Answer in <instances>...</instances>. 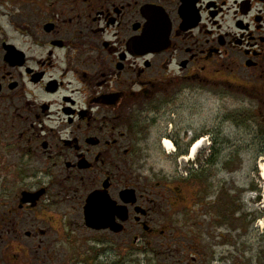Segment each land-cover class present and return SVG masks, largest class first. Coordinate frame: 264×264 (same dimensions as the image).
Returning a JSON list of instances; mask_svg holds the SVG:
<instances>
[{
  "label": "flooded vegetation",
  "instance_id": "obj_1",
  "mask_svg": "<svg viewBox=\"0 0 264 264\" xmlns=\"http://www.w3.org/2000/svg\"><path fill=\"white\" fill-rule=\"evenodd\" d=\"M218 84L264 102V0H0V264L169 254L220 147L184 145L185 103ZM205 136L204 169L158 168Z\"/></svg>",
  "mask_w": 264,
  "mask_h": 264
},
{
  "label": "rangeland",
  "instance_id": "obj_2",
  "mask_svg": "<svg viewBox=\"0 0 264 264\" xmlns=\"http://www.w3.org/2000/svg\"><path fill=\"white\" fill-rule=\"evenodd\" d=\"M225 85L210 88V94L196 92L193 85V94L185 103V131L180 136L184 145L193 137L189 130L203 129L217 130L220 145L214 166L205 169L209 196L202 191L208 199L195 205L196 225L185 229L179 213L167 239L174 243L170 253L149 254L152 259L148 263L142 254L137 264H176L180 259L187 264H264V180L260 171L264 163V102L240 93L236 85ZM161 133L156 130L153 138ZM202 139L204 147L193 161H185L190 152L181 161H173L175 153L166 149H154L152 156L159 160L158 168L167 171L187 173L197 160L204 169L211 147L206 143L209 136ZM193 257L197 263H192Z\"/></svg>",
  "mask_w": 264,
  "mask_h": 264
},
{
  "label": "bare ground",
  "instance_id": "obj_3",
  "mask_svg": "<svg viewBox=\"0 0 264 264\" xmlns=\"http://www.w3.org/2000/svg\"><path fill=\"white\" fill-rule=\"evenodd\" d=\"M204 143H205V139L199 140L191 149L190 155L187 159H185V161H193L197 154L203 149L204 147ZM165 149L169 152V153H175V147L171 144V142L166 141L165 142ZM260 171H261V177L264 180V163H262L260 165Z\"/></svg>",
  "mask_w": 264,
  "mask_h": 264
},
{
  "label": "water",
  "instance_id": "obj_4",
  "mask_svg": "<svg viewBox=\"0 0 264 264\" xmlns=\"http://www.w3.org/2000/svg\"><path fill=\"white\" fill-rule=\"evenodd\" d=\"M91 205V203L89 204V206ZM90 219V218H89ZM90 224L92 225V226H95V222L94 221H90Z\"/></svg>",
  "mask_w": 264,
  "mask_h": 264
}]
</instances>
